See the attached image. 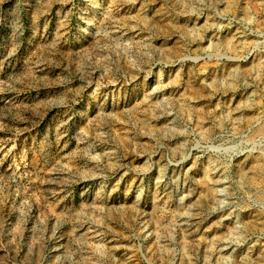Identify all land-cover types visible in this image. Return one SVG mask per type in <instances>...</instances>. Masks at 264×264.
Wrapping results in <instances>:
<instances>
[{
  "label": "rangeland",
  "instance_id": "374dc122",
  "mask_svg": "<svg viewBox=\"0 0 264 264\" xmlns=\"http://www.w3.org/2000/svg\"><path fill=\"white\" fill-rule=\"evenodd\" d=\"M0 264H264V0H0Z\"/></svg>",
  "mask_w": 264,
  "mask_h": 264
}]
</instances>
